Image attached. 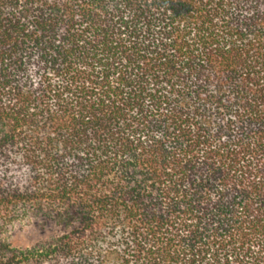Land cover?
Returning <instances> with one entry per match:
<instances>
[{
	"label": "trees",
	"instance_id": "obj_1",
	"mask_svg": "<svg viewBox=\"0 0 264 264\" xmlns=\"http://www.w3.org/2000/svg\"><path fill=\"white\" fill-rule=\"evenodd\" d=\"M0 264H264V0H0Z\"/></svg>",
	"mask_w": 264,
	"mask_h": 264
},
{
	"label": "rangeland",
	"instance_id": "obj_2",
	"mask_svg": "<svg viewBox=\"0 0 264 264\" xmlns=\"http://www.w3.org/2000/svg\"><path fill=\"white\" fill-rule=\"evenodd\" d=\"M56 234V230L47 228L40 230L36 227L14 228L10 234V241L13 245L26 247L34 242L45 240Z\"/></svg>",
	"mask_w": 264,
	"mask_h": 264
}]
</instances>
